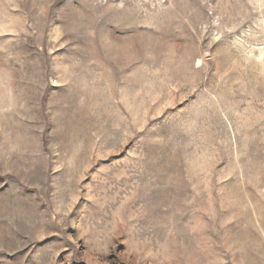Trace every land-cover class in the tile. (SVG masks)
<instances>
[{"label": "rangeland", "instance_id": "obj_1", "mask_svg": "<svg viewBox=\"0 0 264 264\" xmlns=\"http://www.w3.org/2000/svg\"><path fill=\"white\" fill-rule=\"evenodd\" d=\"M0 264H264V0H0Z\"/></svg>", "mask_w": 264, "mask_h": 264}]
</instances>
